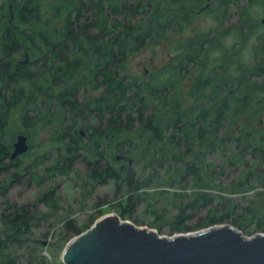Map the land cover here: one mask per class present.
Returning a JSON list of instances; mask_svg holds the SVG:
<instances>
[{
	"label": "trees",
	"instance_id": "16d2710c",
	"mask_svg": "<svg viewBox=\"0 0 264 264\" xmlns=\"http://www.w3.org/2000/svg\"><path fill=\"white\" fill-rule=\"evenodd\" d=\"M161 1L0 0V197L38 174L33 162H23L35 142H27L26 152L10 155L19 134L33 139L40 126L50 132L48 149L37 146L43 149L40 156L56 151L50 165L62 171L80 158L92 185L112 180L124 197L121 219H131L130 209L153 188L152 201L169 198L176 206L171 231L223 223L227 212L217 204L228 201L232 213L238 204L225 193L214 196L210 191L218 189L214 180L228 166L238 170L235 182L229 183L237 192L264 188V130L252 128L264 106V22L250 14L251 6L264 7V0H218L216 17L231 4L237 7L238 21L226 30H232L239 47L222 42V32L210 36V31L194 30L178 41V51L165 63L143 68L144 75L129 74V56L190 22L179 0L154 10ZM138 12L142 19L129 22ZM115 13L122 17L110 21ZM255 29L251 59L242 60L243 44ZM26 66L40 67L30 72ZM99 86L96 96L80 94ZM54 87L57 94H52ZM137 163L139 175L133 168ZM184 179L196 192L179 202ZM169 188L174 190L167 192ZM258 197L259 205L248 203V212L237 214L240 219L228 218L232 225L245 230L254 223L250 233L264 232V193ZM206 207L201 224L185 223L192 217L187 211ZM40 217L25 205L6 203L0 213V264H18L12 251L16 248L31 254L33 248L26 244ZM94 220L95 215L89 227ZM61 222L59 235L65 241L84 230L72 217ZM33 264H43V259Z\"/></svg>",
	"mask_w": 264,
	"mask_h": 264
},
{
	"label": "rangeland",
	"instance_id": "374dc122",
	"mask_svg": "<svg viewBox=\"0 0 264 264\" xmlns=\"http://www.w3.org/2000/svg\"><path fill=\"white\" fill-rule=\"evenodd\" d=\"M141 1V4L147 0H127V4H133ZM173 0H162L157 8L154 10L165 9L173 7L169 4ZM106 0V3H109ZM209 5H208V4ZM184 5L185 10L190 14V22L183 30L175 32L172 35L168 34L169 37L162 39L155 44L146 45L135 51L128 58L126 64V70L129 74L144 75L143 68L154 69L159 65L165 63L170 56L174 55L178 51L179 40L185 38V36L194 30L207 32L210 31V36H214L217 32H222L220 34V39L226 45H233L234 47H239V44L235 41V35L232 30L227 31V27L238 21L237 7L235 4H231L228 7L227 12L215 16L216 9L218 6V0H179V5ZM175 6V4H172ZM108 10H104V15ZM86 14H90L87 12ZM250 14L253 19L258 22L264 18V7L260 4L253 5L250 8ZM144 14L141 12L133 14L128 21L135 22L142 19ZM122 14L115 13L110 15V21L121 18ZM260 30V28H257ZM255 29L248 40L243 44L240 55L242 60L251 59V49L254 44L255 33L259 30ZM91 32H98L97 29H91ZM36 67L40 66H26L28 71L33 72ZM190 81H185L183 83L184 89L181 91L182 95L185 96V88ZM27 84L26 87H30ZM102 91V87L99 86L95 89L89 91L81 92L82 96L98 95ZM58 88L54 87L52 89V94H57ZM79 94V95H80ZM262 113L259 118L262 120L261 124H258L259 118L252 121V128L259 129L261 132L264 130V106L260 108ZM242 122V121H241ZM92 125L97 124V120L90 121ZM259 127V128H258ZM84 133V132H83ZM89 133V131L87 132ZM85 134V133H84ZM49 130L42 128L41 126L38 130L34 131L33 139H28V143H34L35 145L32 149L28 150V153L24 156L23 162H33L35 165V170L38 174L33 178L31 182H27L26 177L24 182L15 184L9 189L5 196L0 197V213L4 210L6 203H16L18 205H25L35 213L43 214L40 217V222L32 229V240L29 244H26L30 248H33L31 254H27L26 248H16L14 251L15 259L18 264H33L37 259H43V264H64L62 261V250L65 246V239L61 238L59 231L62 227V222L66 218H74L75 222L79 226H84L83 231L88 229L90 217L95 215V219L103 214L107 213H119V204L124 202V197L122 196V191H116L115 184L111 180L108 183L92 185L90 178L87 177L88 166L80 158L73 163L71 168L65 170L53 169L51 163L56 151H52L50 155L40 156V152L43 149H48L47 139L49 138ZM39 144H42V148H37ZM38 154L34 158V156ZM208 158L215 159L217 161L216 155H209ZM133 168L136 174H140V163L133 164ZM217 171V167L213 168ZM237 168L235 166H228L224 169V172L220 178L215 179L214 183H218V189H212L210 192L214 196L225 193L227 197L232 199L234 204H238L235 213H232L228 209L230 203H220L217 204V209L227 212V219L223 223H227L233 227L228 218L240 219L238 213L242 212L246 214L248 203L252 202L255 206H258V192L264 193V188L256 186L251 191L248 192H237L236 188H233L229 183H234L235 176L237 174ZM45 172V174H43ZM4 178V175L0 176V180ZM185 190L180 192L177 200L186 201L188 200L195 189L190 188V183L184 179ZM192 189V190H191ZM174 189L169 188L172 192ZM48 191L45 199H40V195ZM153 188L147 189L148 195H142V199L135 203L133 209H130L131 219L126 218L134 223L138 227L154 228L160 235L172 236L178 232L171 231L174 225V216L177 212L176 206L171 202L169 203V198H162L156 202L151 200V195L156 196ZM150 194V195H149ZM126 195V194H124ZM53 198V199H51ZM255 198V201L253 200ZM216 204V203H214ZM208 207L198 208L193 211H187L192 213V217L186 220V224L189 226H194L201 224L204 221V216ZM264 214V207L260 209ZM88 223V224H87ZM85 224H87L85 226ZM208 226L196 227L193 230L187 232L199 231L205 229ZM236 228V227H235ZM238 229V228H237ZM244 236H252L260 231H254V223L246 225L245 230H240ZM36 240V241H35ZM38 241V243H37ZM44 242V244H43Z\"/></svg>",
	"mask_w": 264,
	"mask_h": 264
},
{
	"label": "water",
	"instance_id": "95a60500",
	"mask_svg": "<svg viewBox=\"0 0 264 264\" xmlns=\"http://www.w3.org/2000/svg\"><path fill=\"white\" fill-rule=\"evenodd\" d=\"M28 148L26 136L19 134L10 157ZM62 261L64 264H264V232L247 237L224 223L165 236L112 212L99 216L88 229L70 238L62 250Z\"/></svg>",
	"mask_w": 264,
	"mask_h": 264
},
{
	"label": "flooded vegetation",
	"instance_id": "af4514ba",
	"mask_svg": "<svg viewBox=\"0 0 264 264\" xmlns=\"http://www.w3.org/2000/svg\"><path fill=\"white\" fill-rule=\"evenodd\" d=\"M208 4V3H207ZM209 5V4H208ZM264 17V16H263ZM262 21V20H261ZM262 22H264V21H262ZM148 70V68H145V71H147Z\"/></svg>",
	"mask_w": 264,
	"mask_h": 264
}]
</instances>
